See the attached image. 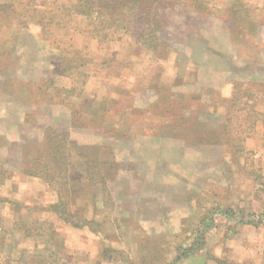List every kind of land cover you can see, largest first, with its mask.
I'll list each match as a JSON object with an SVG mask.
<instances>
[{"label": "rangeland", "instance_id": "374dc122", "mask_svg": "<svg viewBox=\"0 0 264 264\" xmlns=\"http://www.w3.org/2000/svg\"><path fill=\"white\" fill-rule=\"evenodd\" d=\"M75 3L0 0V58L11 56L0 65V174L9 175L0 177V264H158L155 249L176 254L213 205L228 206L243 175L262 170L246 143L264 124V0H206L203 10L163 0L155 31L126 33ZM52 127L108 146L100 159L120 166L104 194L63 189L85 215L98 207L96 221H72L83 227L61 220L55 189L23 170ZM254 185L245 202L259 208ZM217 221L206 250L237 230ZM261 253L253 247L241 264H264Z\"/></svg>", "mask_w": 264, "mask_h": 264}, {"label": "trees", "instance_id": "16d2710c", "mask_svg": "<svg viewBox=\"0 0 264 264\" xmlns=\"http://www.w3.org/2000/svg\"><path fill=\"white\" fill-rule=\"evenodd\" d=\"M74 7L79 13L89 15L96 11L97 17L101 24L106 28H113L116 31H127L129 27L135 25L137 32L144 30L155 31L158 26L155 24L157 18V4L163 0H75ZM182 2L184 0H181ZM187 1V0H186ZM195 8L203 10L206 0H189ZM67 11L71 8L64 4L60 6ZM94 14V13H93ZM143 20V21H142ZM140 38V36L138 37ZM140 43V41H137ZM161 42V41H156ZM0 65H5L11 56L4 52L1 54ZM88 102V101H87ZM86 105V104H85ZM57 132V131H56ZM54 127L51 133L44 136L43 148L41 153L32 158L31 164L23 168L24 173L29 176H39L48 186L55 189L58 196V202L52 205V211L63 221L71 223L74 227H83L85 222L73 223L72 221H96L99 215L97 206L93 208V212L89 214L86 205L74 207L73 201L63 195V189H68L72 185H86L93 187L100 186L103 194L108 191V182L112 179L113 174L119 170V164L116 159L103 161L107 152L113 154L108 146L103 145H82L76 141H71L67 133L65 135L56 133ZM98 150V156L95 151ZM102 167L105 171L100 169ZM114 172L111 174V172ZM257 175H253L252 180L259 186L256 190L264 193V174L262 170L255 171ZM111 174V175H108ZM96 175L99 183L94 182ZM9 177L6 173L0 174V177ZM111 178V179H110ZM72 193L71 191H68ZM95 205V198H92ZM260 212L246 213L243 208H234L232 206H224L215 204L207 213L203 215L198 222L195 230L192 231L191 237L184 244L176 246V254L174 259L168 264H177L184 259L192 256L200 255L203 260L211 257L210 249L206 250L208 242V234L211 230L218 227V216L225 218L226 223L234 222L238 225L251 224L258 226L264 220V205ZM76 210V211H73ZM84 213V215H82ZM105 220L107 216H104ZM236 231V229H234ZM203 252L205 254H203ZM217 264H234L227 259H217ZM264 262V261H263Z\"/></svg>", "mask_w": 264, "mask_h": 264}, {"label": "crops", "instance_id": "0c3cea01", "mask_svg": "<svg viewBox=\"0 0 264 264\" xmlns=\"http://www.w3.org/2000/svg\"><path fill=\"white\" fill-rule=\"evenodd\" d=\"M260 129L257 138H248L247 139V150H252L255 153V158L261 164L262 172L264 174V124L258 126ZM245 179L237 183L233 186V190L230 195V201L228 206L234 207L235 205L239 206L240 208H244L245 212L252 213L254 211L260 212L261 207L256 208L251 204H246V200L249 199L251 194L254 192V182L250 179L246 174L243 175ZM76 211V210H73ZM263 227H264V220H263ZM262 223L258 226L251 225V224H244L238 225L237 230L233 232L230 236L224 237L223 239L217 241L213 247L210 249L211 257L202 260V264H217V259H231L234 264H241L245 262L251 256V251H253V247L256 250H259L261 253L262 262L264 261V231L262 230ZM177 229L175 232H178ZM177 234H169L167 235L166 239L168 240L169 246L172 247V244L175 241V236ZM165 237L160 239L162 242V246L166 248L165 245L166 240ZM171 240V242H170ZM157 247V246H156ZM169 251L159 253L158 249H155L153 252V258L161 259L158 264H166L171 262L175 254L171 252V248L168 247ZM152 252V251H151ZM258 252V251H257ZM199 257H201L199 255ZM247 262V261H246ZM264 263V262H263Z\"/></svg>", "mask_w": 264, "mask_h": 264}]
</instances>
